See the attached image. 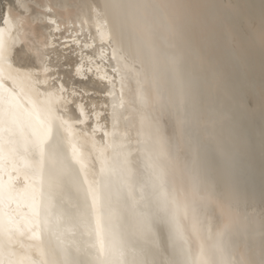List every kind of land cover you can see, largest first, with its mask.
Wrapping results in <instances>:
<instances>
[{"label": "bare ground", "instance_id": "6f19581e", "mask_svg": "<svg viewBox=\"0 0 264 264\" xmlns=\"http://www.w3.org/2000/svg\"><path fill=\"white\" fill-rule=\"evenodd\" d=\"M6 177L0 264H264V0H0Z\"/></svg>", "mask_w": 264, "mask_h": 264}, {"label": "snow or ice", "instance_id": "6c2138e0", "mask_svg": "<svg viewBox=\"0 0 264 264\" xmlns=\"http://www.w3.org/2000/svg\"><path fill=\"white\" fill-rule=\"evenodd\" d=\"M77 79H83V77H77ZM36 142L38 144H42L43 141L47 138L45 132L42 128H36L33 129ZM12 175H15V172H12ZM8 183L7 184H0V189H3L4 191H9L11 189V178L6 177ZM17 184L23 186L24 181L22 178H18ZM9 199H19L23 202L24 208L27 210V215L24 217V224L29 232L32 233L33 236L36 238L39 237V219H38V205L36 204V194L34 190L31 189V187H24L22 188V191L15 194V196L9 194ZM33 229H36V231H32Z\"/></svg>", "mask_w": 264, "mask_h": 264}]
</instances>
